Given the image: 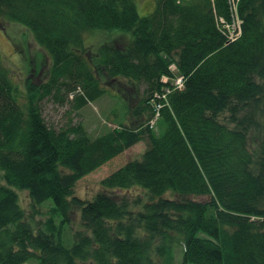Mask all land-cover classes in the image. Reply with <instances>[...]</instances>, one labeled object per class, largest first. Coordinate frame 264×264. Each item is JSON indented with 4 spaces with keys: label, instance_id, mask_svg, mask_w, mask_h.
Here are the masks:
<instances>
[{
    "label": "trees",
    "instance_id": "1",
    "mask_svg": "<svg viewBox=\"0 0 264 264\" xmlns=\"http://www.w3.org/2000/svg\"><path fill=\"white\" fill-rule=\"evenodd\" d=\"M136 2L0 0V24L27 28L52 59L23 104L0 59V264H264V0H156L148 15ZM234 13L243 31L228 42L220 18ZM87 32L110 38L91 48ZM114 79L145 85L131 108L122 95L111 109L115 127L92 136L83 122L47 123L45 97L71 93L80 109L117 94L104 86ZM143 139L92 199L74 194ZM134 187L144 193H117Z\"/></svg>",
    "mask_w": 264,
    "mask_h": 264
},
{
    "label": "rangeland",
    "instance_id": "2",
    "mask_svg": "<svg viewBox=\"0 0 264 264\" xmlns=\"http://www.w3.org/2000/svg\"><path fill=\"white\" fill-rule=\"evenodd\" d=\"M138 11L141 15H148L156 8V0H136ZM241 20V19H240ZM0 24V59L4 66L10 71L11 78L18 85L21 95L18 97L20 104L26 102L24 90L27 84L31 81L36 85H40L49 80V73L52 66V59L48 56L47 52L37 43L33 34L20 24L11 22L9 20H2ZM220 23H223L220 18ZM242 34V21L240 23ZM86 44L91 48L97 47L109 35L103 32L90 33L85 35ZM109 85V86H107ZM104 86L108 87L115 95L107 92L96 101H88L86 105L80 109L73 107L74 96L71 93L66 97V102L61 103L53 96L45 97L41 101V109L43 116L47 123L55 128L64 127L69 123L83 122L89 129L92 136H97L102 133L107 124L115 127L119 122L115 121L116 115L110 114V111L116 105L123 104L122 95L125 97L128 109L136 103L135 95H142L145 85L140 86V92H137V87L129 84L125 79H114L112 83L104 82ZM184 88V87H183ZM180 89V88H177ZM171 92V90L169 91ZM124 106V105H122ZM117 107V106H116ZM122 115V112L119 114ZM229 112L221 113L219 116L220 121L227 123L229 126L234 127L235 122H229ZM108 120L112 121L109 122ZM129 123V121H127ZM160 131V130H159ZM147 140L143 139L134 146L128 148L122 154L108 161L96 171L88 174L80 181H78L74 194L82 199H92L100 190V181L109 175L114 170L118 169L126 162L134 158H140L145 149L147 148ZM1 174V173H0ZM119 195L126 194L130 198L137 197L143 194V190L134 187L130 190H117ZM20 202L26 209H30V200L26 191H19ZM169 196V195H168ZM199 197L198 199H204ZM80 211L75 209L72 215L71 233L79 229L81 226ZM46 218L44 213L37 214L36 220H44ZM175 252L180 260L181 246H175Z\"/></svg>",
    "mask_w": 264,
    "mask_h": 264
},
{
    "label": "built area",
    "instance_id": "3",
    "mask_svg": "<svg viewBox=\"0 0 264 264\" xmlns=\"http://www.w3.org/2000/svg\"><path fill=\"white\" fill-rule=\"evenodd\" d=\"M234 19H233V22H227L225 21L224 19H221L222 22L224 23V26L226 28L227 31H224L228 37V42H231V41H234L236 40L238 37H239V34L241 32V27H240V23H241V20L240 18L238 17V15L236 13H234ZM169 80V77L167 76H164L163 77V81L164 82H168ZM174 85L176 88H180V89H183L184 87V78L183 76H180L178 78L175 79L174 81ZM171 89L168 88L167 91L169 92ZM156 122V118L151 120L150 123L152 125H154Z\"/></svg>",
    "mask_w": 264,
    "mask_h": 264
},
{
    "label": "bare ground",
    "instance_id": "4",
    "mask_svg": "<svg viewBox=\"0 0 264 264\" xmlns=\"http://www.w3.org/2000/svg\"><path fill=\"white\" fill-rule=\"evenodd\" d=\"M234 7V6H233ZM234 11L236 12V10L234 9Z\"/></svg>",
    "mask_w": 264,
    "mask_h": 264
}]
</instances>
